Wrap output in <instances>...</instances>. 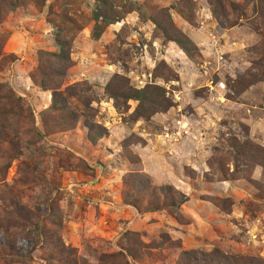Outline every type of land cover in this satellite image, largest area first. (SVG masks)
<instances>
[{"label":"rangeland","instance_id":"rangeland-1","mask_svg":"<svg viewBox=\"0 0 264 264\" xmlns=\"http://www.w3.org/2000/svg\"><path fill=\"white\" fill-rule=\"evenodd\" d=\"M0 86V264H264V0H0Z\"/></svg>","mask_w":264,"mask_h":264},{"label":"trees","instance_id":"trees-1","mask_svg":"<svg viewBox=\"0 0 264 264\" xmlns=\"http://www.w3.org/2000/svg\"><path fill=\"white\" fill-rule=\"evenodd\" d=\"M59 47L61 49L60 59H62L63 61H68L69 57L65 53V48H67L66 45L63 43H59ZM53 94L55 97L56 92ZM22 102H23L22 98L21 97H15V95L11 89H5L3 86H0V116L5 117L6 115L11 114V115L17 116V117L22 116L24 119L30 118L32 116L30 107L24 106V104ZM54 106H55V101H54ZM15 108L19 109L20 112L18 111L16 113ZM53 108L55 109V107H52V109ZM175 208L176 207H175L174 203H172L170 205L169 212L173 216H175V214H176V211H174ZM238 262H240V261L237 260L235 263H238ZM232 264H234V262H232Z\"/></svg>","mask_w":264,"mask_h":264}]
</instances>
